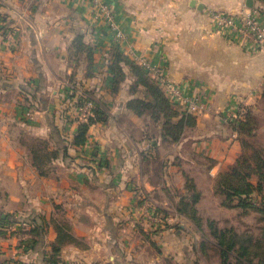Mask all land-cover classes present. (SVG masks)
I'll return each instance as SVG.
<instances>
[{"label": "crops", "instance_id": "crops-1", "mask_svg": "<svg viewBox=\"0 0 264 264\" xmlns=\"http://www.w3.org/2000/svg\"><path fill=\"white\" fill-rule=\"evenodd\" d=\"M103 2L123 43L91 0H0V263L193 264L190 222L166 202L184 192L183 146L213 161L200 170L210 186L242 150L231 117L264 99V49L231 40L209 17L238 14L248 0ZM252 5L264 11V0ZM115 52L160 67L199 97L191 136L163 142L159 124L150 131V119L127 108L143 88L130 92L135 78L126 66L111 92ZM72 74L79 87L98 88L105 111L81 146L72 144L84 123L70 104ZM37 140L43 146L32 151ZM41 152L56 154L42 173L33 160ZM57 226L74 241L53 257Z\"/></svg>", "mask_w": 264, "mask_h": 264}, {"label": "trees", "instance_id": "trees-1", "mask_svg": "<svg viewBox=\"0 0 264 264\" xmlns=\"http://www.w3.org/2000/svg\"><path fill=\"white\" fill-rule=\"evenodd\" d=\"M80 42V39L75 41L76 50L80 49L82 45ZM112 58L109 66L112 74L111 92H116L126 79L122 69L126 66L135 78L130 85V92L138 91V87L143 88V96L128 101L127 108L139 116H147L153 124H159L163 142L179 143L185 132L195 126L194 113L180 111L173 105L167 99L162 87L155 83L139 65L117 52ZM67 80L72 86L71 94H69L71 107L78 109L83 105L84 100L92 104L91 116L79 125L78 132L72 141L73 145L81 146L88 126L96 121H104L105 111L99 103L98 88L79 87L73 74ZM239 109L238 114L241 117L232 121V127L242 150L234 164L216 175L213 188L220 199L221 206L227 209H238L240 215L253 213L256 217L255 227L245 230H238L231 226L219 227L215 221L206 219L207 234H205L202 231L204 222L196 207L201 196L200 191L197 190L194 179L186 174L184 192L180 193L176 190L173 192L174 210L190 223L195 224L198 231L202 232L201 240L194 239L195 241L191 244L192 251L196 255L206 254L210 248L216 251L219 264H264V147L250 140L259 135L257 119L253 115L256 108L240 105ZM32 146L34 151L36 146L42 147L43 142L37 140ZM53 158H56L55 153L41 152L33 155L40 173H42L44 162L51 161ZM203 160L205 165L208 164V168L213 165L211 159L203 158ZM157 211L166 214V211ZM63 228V226L56 227L57 238L52 245L53 257L59 253L64 243L74 241ZM193 264H198V261L195 260Z\"/></svg>", "mask_w": 264, "mask_h": 264}, {"label": "built area", "instance_id": "built-area-1", "mask_svg": "<svg viewBox=\"0 0 264 264\" xmlns=\"http://www.w3.org/2000/svg\"><path fill=\"white\" fill-rule=\"evenodd\" d=\"M91 3L92 7L99 11V15L106 21V25L114 35L115 41L123 43L125 34L116 24L113 13L108 5L103 0H91ZM209 17L216 31L223 28L228 30L227 35L231 40H242L249 43L252 49L255 50L264 49V11L259 6L244 7L238 14L215 11L211 12ZM141 65L156 83L162 87L167 99L173 105L183 111L192 113H196L201 109L199 97L192 95L184 86L172 80L160 67L151 65L145 61H141ZM91 108V102L84 100L83 105L77 109L80 118L85 120L88 116H91ZM238 115L231 117L230 120H238L241 117V115ZM28 117L31 118V114H28ZM161 219L162 217L158 214L155 215V221L161 222Z\"/></svg>", "mask_w": 264, "mask_h": 264}, {"label": "rangeland", "instance_id": "rangeland-1", "mask_svg": "<svg viewBox=\"0 0 264 264\" xmlns=\"http://www.w3.org/2000/svg\"><path fill=\"white\" fill-rule=\"evenodd\" d=\"M257 109H254L253 115H255L257 119V123L259 126V135H256L252 141H255L259 145L264 147V99L258 102ZM150 121V120H149ZM151 127H148V130L154 131L153 127L154 124L150 121ZM187 135L191 136L190 131L185 132ZM174 149H170L172 152ZM184 158L183 169L185 174L190 176L191 178L195 179L198 182L199 190L203 194V197L200 199L196 207L198 206L200 211L199 215L203 220V229L202 231L207 234L206 230V219H211L217 223L219 227H234L238 230H245L248 228H253L256 225L255 222V215L250 213L249 215H240L238 209H224L220 204V199L218 195L215 194L213 188V182L210 186H207V182L205 181V176H203L202 172L200 171L205 165V161L202 158H197L193 155L191 151V146L189 142L185 143L183 149L181 151ZM190 161H194L197 165L189 163ZM255 181V179H253ZM198 190V191H199ZM200 193V194H201ZM162 195L166 196L164 192ZM171 199L170 197H167ZM168 203L167 208H169V212L171 213L174 210V202L175 200H167ZM221 206V207H220ZM186 236L188 237L189 242L193 243L194 239L201 240L202 232L198 231L195 224L190 223V225L185 230ZM192 257H195L194 261L197 260L198 264H219L218 263V255L214 249H208L206 254L201 253L200 255H196L194 251H192ZM163 264H173L170 261L166 260Z\"/></svg>", "mask_w": 264, "mask_h": 264}, {"label": "water", "instance_id": "water-1", "mask_svg": "<svg viewBox=\"0 0 264 264\" xmlns=\"http://www.w3.org/2000/svg\"><path fill=\"white\" fill-rule=\"evenodd\" d=\"M252 2L253 0H248V7L251 8L253 5H252Z\"/></svg>", "mask_w": 264, "mask_h": 264}]
</instances>
